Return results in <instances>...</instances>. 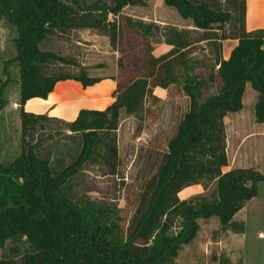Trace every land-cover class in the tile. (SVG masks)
Segmentation results:
<instances>
[{"label": "trees", "instance_id": "trees-1", "mask_svg": "<svg viewBox=\"0 0 264 264\" xmlns=\"http://www.w3.org/2000/svg\"><path fill=\"white\" fill-rule=\"evenodd\" d=\"M193 29L124 17L111 21L126 6L145 0H0V22L14 30L15 54L3 64L19 66L20 152L8 161L0 147V264H169L199 229L200 218L217 217L220 230L241 234L244 225L234 219L245 202L255 197L264 173L228 166L223 119L242 109L246 85L256 91L254 119L264 122V29L247 31L245 0H163ZM104 32L114 51L124 45L136 51L114 77V101L103 110L80 109L72 121L23 109L30 98H46L55 84L76 80L83 87L102 78L55 70L62 64L80 67L72 59L42 44L75 30ZM194 34H198L194 37ZM166 45L155 55L151 44ZM237 43L223 58L222 41ZM209 43L216 70L196 75L190 48ZM124 48V49H123ZM127 62V61H126ZM181 70V83L176 76ZM221 82L216 93L204 96L209 81ZM9 76L0 80V110ZM208 81V82H207ZM180 85L189 100L166 150L151 177L142 181L127 223L121 225L115 204L92 201L86 190L73 192L74 179L95 167L115 176L120 165L118 128L122 116L142 119L146 100H157L156 87ZM211 182L215 198L180 199L188 186ZM179 217L174 228V218ZM230 264L229 258H219Z\"/></svg>", "mask_w": 264, "mask_h": 264}, {"label": "rangeland", "instance_id": "rangeland-1", "mask_svg": "<svg viewBox=\"0 0 264 264\" xmlns=\"http://www.w3.org/2000/svg\"><path fill=\"white\" fill-rule=\"evenodd\" d=\"M144 20L163 25H173L181 29H193L191 20L182 19L177 12L164 4L163 0H145L143 6H126L120 16L110 15L111 21L119 25L124 24V17ZM15 32L6 23L0 22V80L9 76V83L4 92L6 104L0 110V147L2 161H8L20 152V107L19 102V66L12 63L7 68L8 75L3 73V64L12 58L15 50L12 38ZM198 34H194L197 37ZM155 55L166 51V45L151 41ZM237 43L235 39L222 41L223 58L227 57L232 47ZM125 48V52L114 51L109 44V38L104 32L96 30H75L66 34H59L42 44V49H49L72 59L80 67L69 65H54V69L77 72L84 68L90 76L117 77L124 70L118 67V59L122 58L124 67L134 58L136 51ZM123 48V49H124ZM190 60L194 72L207 80L210 70L215 65V51L209 43L201 41L190 48ZM127 61V62H126ZM176 76L181 83L183 74L177 69ZM208 82V81H207ZM221 82L218 78L209 81L205 87L204 96L217 92ZM157 93V95L154 94ZM250 92L255 94L248 86L245 96L246 108H250ZM157 100H146L143 118L125 116L119 123L118 154L120 165L115 176H104L91 167L81 176L74 179L73 192L77 195L86 190L92 200L101 203L115 204L119 223L125 225L135 207L140 186L143 180L152 176L154 167L160 155L166 150L167 141L174 134L176 125L188 109L189 100L180 85H170L161 93L153 90ZM256 95V94H255ZM245 127L255 119L251 110H247L243 119ZM225 151L228 158V167L223 171L238 167L239 143L245 131L238 132V112L228 113L224 119ZM248 133V132H246ZM264 152V148H263ZM247 156H249L247 154ZM229 168V169H228ZM264 173V153L257 166ZM180 199L195 201L200 198L212 200L215 198V184L204 182L184 188ZM183 197V198H182ZM245 208L237 214V220L244 225L243 234L231 238V231L220 230L217 217L198 219L199 229L195 238L184 245L178 256L169 264H220L219 258H229L230 264H264V181L258 183L257 195L245 202ZM174 218V228L179 222Z\"/></svg>", "mask_w": 264, "mask_h": 264}, {"label": "crops", "instance_id": "crops-1", "mask_svg": "<svg viewBox=\"0 0 264 264\" xmlns=\"http://www.w3.org/2000/svg\"><path fill=\"white\" fill-rule=\"evenodd\" d=\"M245 2L246 30L252 31L256 29H264V0H245ZM248 86L251 87L249 84L246 85L242 99L243 107L238 111V132L240 130L245 131V134L239 143L240 146L238 147V154L243 155L242 158H238V167L240 168L257 166L264 153V122L257 123L252 121V123L246 128V122L242 120L247 110H251L254 118L253 105L257 94L255 93V95L250 92L251 104L250 108L247 109L245 96ZM115 87L116 81L111 77H104L99 82L87 87H83L80 82L72 79L59 81L55 84L53 90L46 98H30L24 103L23 109L26 112L46 114L49 117H56L64 121H72L76 118L80 109H105L114 101L113 92ZM162 90L164 91V89L160 87L155 88V91L158 93H161ZM154 94L157 95L156 92H154ZM123 118L124 116H122V119ZM247 154L249 156H247ZM227 167L228 166L224 168ZM256 170L261 172L260 168H256ZM184 190L185 189H183L178 195H183ZM245 205L246 204H244L242 209L234 215V219L237 220V214L245 208ZM237 234L238 233L232 232L231 238L233 239Z\"/></svg>", "mask_w": 264, "mask_h": 264}]
</instances>
